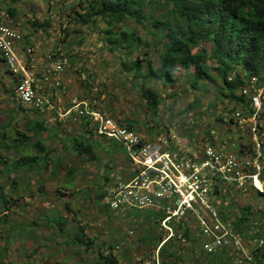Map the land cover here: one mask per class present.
I'll use <instances>...</instances> for the list:
<instances>
[{
  "label": "rangeland",
  "instance_id": "374dc122",
  "mask_svg": "<svg viewBox=\"0 0 264 264\" xmlns=\"http://www.w3.org/2000/svg\"><path fill=\"white\" fill-rule=\"evenodd\" d=\"M3 3L4 7L9 5L14 9L10 17L13 19L14 23L20 27V31L25 33V35L37 36L39 39H43L41 46H44L47 50H50L52 47L46 44L45 40L51 36L56 37V32H60V36H63L62 40L68 42L66 47L71 50L70 52H72V50L75 51V48L79 51L80 48L83 47H97L99 46L98 44H102V48L97 50L105 59L100 61L99 64L105 63L104 66H102V71L105 70V77L109 78L105 84L109 91L108 101L104 100L103 102L107 108L113 106V111H109L113 117L122 122H129L131 119L130 123L134 127H137L139 124L147 127L154 123V125L156 124L155 127L160 129L161 125H163L161 121H166L168 119L171 123L172 121L186 119L188 122L184 121L183 124L187 125L190 124L191 120L197 115L201 116V113H205L208 115L206 118L212 121H210V127L214 128L217 133L220 131L216 125V117L218 116L216 113L219 112L216 111V106L219 102L215 106V87L208 84L206 89H192L188 82L189 72L187 73L182 68L174 71L173 82H169L165 79L156 82L151 80L147 81V86L160 92L161 96L156 113L153 114L149 112L146 103L140 97V78H134V67L129 61L131 57L139 56L145 59L148 58L155 63L160 45H157V48H155L154 45L150 43L144 48L141 47V45H137V41H134L131 44L135 48L132 54L128 56L125 53V49L120 48V44H124L125 42L117 44L107 40V35L103 31L105 26L102 21L98 20L95 23L78 24L72 19L71 14L73 15L75 13L77 16L78 12L82 11V5H79L78 0H4ZM143 22L145 23L147 21ZM127 23L133 24V21H127ZM136 26V33L142 39H147L152 42L153 36L149 34L150 28L148 26L143 27L141 23H137ZM109 45L115 50H109ZM64 50L67 51L65 48ZM144 50L147 51L145 55L142 54ZM196 50H201V47H198ZM95 80L96 79L93 78V81ZM103 82L104 81H102V85L105 86ZM96 83L99 87V82ZM11 88V85L4 82L0 76V134H12L13 137L14 134L28 132L26 128L28 121L25 119L26 116L30 114V109L17 106L13 103L14 100L13 95L11 96ZM193 100L199 103L196 106L195 104L192 105ZM220 100L222 101V98H220ZM188 112L192 114L191 119L187 116ZM51 121V124H54L55 120L52 119ZM58 122L64 124L61 121ZM178 122L179 121H177V124L172 129V132L174 134H183V132H181L183 128ZM63 129L66 130V127H59L62 133ZM72 129L74 128L70 127L71 131ZM48 130L49 128L45 129L41 134H51ZM227 133H229V131ZM232 137V140H235L237 135L234 134ZM4 141L6 140L1 135L0 145H2ZM236 147L237 143L234 144V150ZM93 151L96 154V158H91L87 154L76 153L75 150L70 153H63L62 155L47 153L50 158L48 163L50 164L49 168L53 170V177L51 176L49 183L44 182L43 184V194L39 199L43 200L47 207H44L42 210L53 211L52 216L56 213V209H58L59 205L62 206L63 210L65 209L64 211L68 214L70 211L74 213L76 211L78 214L83 210L84 216L81 221L80 218L77 221L79 224L76 222L78 224L77 226L80 229L83 228L87 233L84 234L81 242H92L91 245L87 247L86 243H79L76 241V233L71 236L67 231L68 233L65 234L61 231L63 226L59 228L60 226L55 224L57 228L55 237L59 239V245L64 241L69 243L68 240L70 236L75 240L70 245L67 243V252L65 256L60 254L59 259H63L66 264H74L76 262V257L81 254V260L77 264H91L99 253L108 250L109 245L112 246L111 250L119 257L120 264H132L137 261L138 257L141 259L147 258L151 250L156 247L155 245L159 241V238L164 237L166 233L159 225V218L156 212L146 208L111 210L104 202L108 192L114 187L115 181L119 178H126L127 176L126 173L128 171L125 169L126 165L122 159L125 157V148L114 140H105L103 146H95L93 147ZM33 155L34 154L30 153L27 148H24L18 158H14L13 161L16 164V159H27L28 157H33ZM35 156H38L36 162H25L23 164L19 162L22 165H17V168L20 169L19 178L26 176L21 179L20 182L24 189H27V175L30 174V172L35 174L38 172L41 165L46 164L45 157H40L39 154ZM1 159L4 158H0V160ZM62 161L68 164V168L69 166H71V168L62 170L60 168ZM0 162L2 163V161ZM10 162H12V160ZM7 165L8 168L15 167L12 164ZM28 166L34 167L33 170H30ZM36 168L37 171L34 170ZM23 172L24 174H22ZM45 172L49 173V170L40 172V175L42 173L44 174L42 178L44 180ZM71 174H74L76 183L72 189L69 188L70 191L68 195H70V198L66 201L65 196L67 193L65 191H68V189L63 188L62 180L65 175H67V180L63 182V185L65 187L73 186ZM105 175L107 178H105ZM0 179H2L0 183H3V188H5L6 182L3 181L4 178ZM55 181L56 183H54ZM53 185H60V188L55 190V194L50 192L52 191ZM78 188L79 190L76 192ZM13 189L12 187H8L4 196H0V208L6 207L8 210L7 213L0 215V241L5 242L4 246H6V251H4V246L0 244V262L3 261V259L17 261V259L21 258L24 254L23 257L27 258V261L32 263L35 259L32 254L27 251H30L31 246H33V240L31 241L28 238L24 240V237L31 235L33 231L39 232L40 228L35 229V226L30 223L32 221V219L28 217L30 215L27 216L28 219L24 216L20 217L19 215L21 214V208L27 210V212L34 211L35 209L41 210L38 203L40 200H37V198L34 200L30 199L31 203L28 202V204H23V199L21 200L17 191ZM101 192H104V196L100 199L98 194ZM229 192H232V194H229ZM227 197H230L231 201H227ZM218 199L224 203L223 205H227L226 207H228V211L222 209V213L230 214L231 212L232 218L240 214L239 208L250 206L249 208L250 212H252V216H249V218L254 217L255 224L254 227L248 224V227H250L248 233H253L254 237H247L245 235L246 231L242 230L243 232L237 233L240 243L238 248L230 246L222 247L217 249L215 253L209 255L204 251H196L195 248L191 250L189 245H196V248H199L197 244L199 236L195 233L182 235V230L174 227V225L177 224L175 223L176 221L172 222L171 220L173 235H171L163 245V251L161 252L158 250V256L159 259L162 258V264H251L249 256L251 250L256 246L257 237L255 235L264 236V194L255 193L254 189L249 187L243 191L236 190V192H233V190H229ZM224 201H226V203ZM261 211H263V216L260 214ZM76 213L74 216H76ZM218 213L221 212L219 211ZM39 218L41 222L39 220V224L36 227H41L42 222L48 225L46 221L49 219L51 220V218L45 220H43L44 218ZM193 222L194 219L190 216L181 218V220L178 221L179 227H192L194 226V224H192ZM231 224L227 225L232 228V231L236 230V227L233 228ZM240 224L241 223H239V225ZM71 225L72 227L75 226L73 223H71ZM60 238L64 239V241ZM34 243L36 242L34 241ZM59 247H63V245ZM8 250H10V252H7ZM199 253H201L200 256L198 255Z\"/></svg>",
  "mask_w": 264,
  "mask_h": 264
},
{
  "label": "built area",
  "instance_id": "2783aa9c",
  "mask_svg": "<svg viewBox=\"0 0 264 264\" xmlns=\"http://www.w3.org/2000/svg\"><path fill=\"white\" fill-rule=\"evenodd\" d=\"M3 2L0 0V58L14 82V102L40 112L51 111L54 109L51 98L56 94L49 87L57 88L59 95L67 98V104L61 107L56 120H70L80 134L92 133L125 148L127 176L115 181L104 200L107 207L151 208L159 213V225L166 231L165 236L147 258L138 257L132 264H160L158 250L173 235L171 223L186 216L194 219L204 252L215 253L227 246L238 248L237 235L218 216V198L229 190L264 188V76L242 73L237 94L243 101L236 104L224 99V103L216 106L218 134L235 131L244 134L243 138L214 144L207 137L197 136L190 147L180 148L181 139L172 131L151 139L106 112L97 83L87 80L82 71L79 78L81 75L89 83L88 96L68 92L61 77L69 63L62 43L57 42L54 49L48 50L46 58L50 64L39 79L31 60L17 50L23 34L11 25ZM55 35L63 37L60 32ZM25 51L30 53L32 48L26 47ZM187 116L191 119L192 114L188 112ZM215 132L214 128L209 129V134Z\"/></svg>",
  "mask_w": 264,
  "mask_h": 264
},
{
  "label": "trees",
  "instance_id": "16d2710c",
  "mask_svg": "<svg viewBox=\"0 0 264 264\" xmlns=\"http://www.w3.org/2000/svg\"><path fill=\"white\" fill-rule=\"evenodd\" d=\"M78 3L82 5V11L78 12L77 16L75 13L71 14L72 19L78 24L102 21L107 40L117 44L125 42L120 44V48L125 49L128 56L135 48L131 44L134 41L144 48L150 43L155 48L160 45L155 63L139 56L131 57L129 61L134 67V78H140V97L146 103L149 112L153 114L157 111L161 96L160 92L147 86V81L156 82L165 79L173 82V73L179 68L189 72L188 82L192 89H206L208 84L215 87L216 101H213L215 106L224 99L236 104L243 101V98L237 94L242 82V73L264 76V0H78ZM6 11L10 15L13 14L14 9L7 5ZM127 21H133V24ZM137 23L150 28L152 42L142 39L136 33ZM108 47L109 50H115L110 45ZM198 47H201V50H196ZM142 54H147V51L144 50ZM228 76H231L230 79ZM198 103L192 101V105L196 106ZM126 125L130 126L128 122ZM26 128L28 132L23 133V138L30 137L26 134H41L46 126L43 121L34 120L28 122ZM81 135L73 138V149L76 153L96 158L93 147H101L102 144L97 145ZM22 140L24 142V139ZM47 156V152L42 155L46 158V163L50 159H47ZM37 159L38 156L35 155L27 159H16V164L13 165L36 162ZM1 189L0 185V196H2ZM254 191L264 194V188L262 191L257 189ZM225 194L220 195L219 198ZM98 196L101 199L104 192L99 193ZM220 203L218 210L221 212L218 213L220 220L227 224L232 222L233 228L236 227V230H233L236 235L244 230L247 237H254L253 233H248L250 230L248 224L253 227L255 224V218H249L252 216L250 206L239 208L240 214L232 218L230 214L222 213ZM260 214L263 216V211ZM60 222L62 221L56 220L57 224ZM174 227L182 230V235L187 234V228L179 227L178 222ZM255 236L256 246L251 250L249 260L251 264H264V236L258 234ZM83 237L84 234L79 233L75 239L79 243H86L89 247L92 242H81ZM169 238L160 245L161 252ZM162 239L163 237L159 238L156 245ZM111 248L112 246L109 245L108 250L99 253L91 264H120L119 257Z\"/></svg>",
  "mask_w": 264,
  "mask_h": 264
},
{
  "label": "crops",
  "instance_id": "0c3cea01",
  "mask_svg": "<svg viewBox=\"0 0 264 264\" xmlns=\"http://www.w3.org/2000/svg\"><path fill=\"white\" fill-rule=\"evenodd\" d=\"M6 9V7H5ZM10 16V15H9ZM10 23L13 27L17 28L20 30V27L16 25V23H14L13 19L10 17ZM23 34V42L22 44L18 45L17 50L19 52V54L29 60H31V63L34 65L36 73L38 78H42V72L47 68V66H49L50 62L47 60L46 58V54L48 52L47 49H45L44 46H41V43L43 42V39H39L37 36L33 37L31 35H25V33ZM63 37L61 38H57V37H49L47 38L45 41L46 44H49L52 48L54 49V44L58 43H62L61 47L63 49V51L68 55V60L69 63L68 65L65 66V71L62 74V81L67 85L66 88L68 90V92H70L71 94H87V90H88V86L89 83L87 82L88 79H90L93 83L99 82V90H98V95L100 96L102 105H103V109H105L106 105L103 102L104 100L108 101V96H109V91L107 88L106 82L109 78H106L105 76V70H103L102 66H104L105 63L99 64L100 61H102L104 58V56L102 57V55L100 54V52L97 49H101L102 48V44H98L99 46L97 47H83L80 48L79 51H77L75 48V51L72 50V52H70L71 50L68 49L67 44L68 42L63 41L62 40ZM53 41V42H50ZM26 47H31L32 51L30 53H27L25 51ZM64 48L69 51H65ZM50 49V50H51ZM74 51V52H73ZM79 71H82L85 74V77L87 78V80H80L79 78ZM104 73V74H103ZM0 76L2 77V79L4 80V82H6L8 85H11V96L13 95V79L11 77V75L8 73V71L6 70V66L3 62V60L0 58ZM93 78H95L96 80L93 81ZM102 81H104V85H102ZM42 84V82H41ZM44 85V84H43ZM44 87V86H42ZM49 90H51L54 94H56V96H53L51 98L52 103L54 105V109L51 111H34L31 108L30 109V114H28L26 116V121L28 122H33L34 120H40L44 122V125L46 126V129L49 128L48 131L51 132V134H26L27 136H30L29 138H23V134H14L12 137V134H0V137L2 135V137H4V139L6 141L2 142V145H0V158H4L1 159L0 161H2V163L0 162V178H4L3 181L6 182V187L3 188V183H0V185L2 186L1 192H2V196H4V193H6V189L8 187H12L14 188L13 190L17 191L18 195L21 197V200L23 199V204H28V202L31 203L30 199H35L37 198V200L39 198H41L42 196V187L44 182L45 183H49V180L51 178V176L53 177V170L49 168L50 164L46 163L44 165H41V167H39L38 172H36L35 174H32V172H30V174L27 175V189L22 188L21 186V179L25 178L26 176H22L19 178L20 175V169L17 168V165H15L14 168L9 167L8 165H13L14 163V158H18V156L22 153V150L24 148H27L29 150L30 153H33L34 155L39 154V156H42L45 152H47L48 154L53 153L54 155H62L63 153H70L73 150V146H72V141L73 138L75 136H79L81 135L79 133L78 127L74 126L72 124V122L70 120H59L64 124H61L58 122V120H56V116L57 113L59 112V110L61 109V107L64 105H66L67 103V98L65 99V96L63 95H59V91L57 88L54 87H49ZM47 91V89L45 90ZM14 100V99H13ZM14 104H16L15 102H13ZM224 103V100L223 102ZM221 103H218V107ZM17 106H19L18 104H16ZM24 108V107H23ZM107 112H109L110 110L113 111V106L112 107H106L105 109ZM111 114V112H110ZM208 115H206L205 113H201L200 115H197L195 118H193V120H191L190 124H183L184 121L188 122V120L186 119H182V120H177L179 121L178 124H181V127L183 128L181 132H183V134H178L179 138L181 139V143L179 144L180 148L184 147V148H188L191 146V142H193V140L197 137V136H201V137H207L212 143L214 144H218V143H223V142H228V140L231 141H236L232 140V136L234 134H236L235 131L231 132V134H218L217 132H215V134H209V129H211L212 127H210V123L212 122L210 119L206 118ZM58 117V116H57ZM54 118L55 122L54 124H51V120ZM117 119V118H116ZM177 119V118H176ZM119 120V119H118ZM173 120V119H171ZM170 120V121H171ZM175 120V119H174ZM120 122H122L121 120H119ZM131 121V119H130ZM130 121L128 122L130 124V126L138 131H140L142 134L148 136L151 139H156L158 138L160 135L164 134L165 132L170 133V131H172V129L174 128V126L177 124V121H172L171 123L169 122V120L167 119L166 121H161V127L156 128L154 123L151 124V126H147L145 127L144 125L139 124L137 127H134ZM211 121V122H210ZM124 124H126L127 122H122ZM217 125V124H216ZM53 126V127H52ZM59 127H66V130H62L63 133L61 132V130H59ZM70 127L74 128L72 129V131L70 130ZM217 127L219 128V125H217ZM187 128V129H186ZM71 131V132H70ZM199 133V134H198ZM233 133V134H232ZM92 133H86L85 135H81L83 137L86 138V140L90 141V142H94L97 145L98 144H102V146L105 144V140L102 137L99 136H94ZM237 138L238 137H242L244 134H236ZM16 138V139H15ZM24 139V142L23 140ZM39 142V143H38ZM49 158V155L47 156V159ZM125 165L127 166V158L124 157L122 158ZM12 160V162H10ZM50 161V159H49ZM48 161V162H49ZM60 166V165H59ZM125 166V167H126ZM30 167V170H33L34 167L32 166H28ZM45 168V169H44ZM62 170H65L66 168H68V164H66L64 161L61 162V167ZM69 168H71V166H69ZM68 168V169H69ZM66 169V170H68ZM126 169V168H125ZM35 171H37V168L34 169ZM44 170H49L48 172H45V180L42 179L43 178V173L40 175L41 171ZM24 174V172L22 173ZM86 174V173H85ZM71 182H73V186H67L65 187L63 185V182L66 179L67 175H65V177L62 180V186L65 189H68V191H65L68 195V192L70 191L69 188H73L74 184L76 183L74 180V174H71ZM83 177V176H82ZM83 179V178H82ZM2 179H0L1 182ZM54 180V178H53ZM69 180V179H68ZM56 183V181L54 182ZM86 186V184H85ZM84 186V187H85ZM83 187V185H82ZM60 185H53L52 186V191H50L52 194H55V190L59 189ZM46 189V188H45ZM79 190L76 189V192ZM249 190V189H248ZM73 191V190H72ZM233 192H236L235 190H233ZM39 193V194H38ZM74 193V192H73ZM232 194V192H229V194ZM254 193V192H253ZM65 196L66 201L69 200L68 198H70V195ZM83 196V195H82ZM231 196V195H230ZM227 201L230 200V197L226 198ZM233 199V197H232ZM40 200V199H39ZM71 200V199H70ZM219 203H220V199H218ZM71 202V201H70ZM226 203V201H224ZM39 203V207L41 208V210H37L35 209L34 211H29L27 212V210H24L23 208H21V214L19 215L20 217H26L28 219H32V221L30 222L31 224H33V226H35V229L40 228L39 232L37 231H33V233L31 235H28L27 237H24L25 239H30L32 241V245L30 248V251H27L28 253L32 254L33 258L35 259V261H33L32 263L27 261V258L21 256V258H18L17 261H13L11 259H3V261L0 262V264H66L65 261L63 259H59L60 254L62 256H65L66 252H67V243L65 242L64 239L60 238L61 240H63L64 242H61V244L59 245V239H56L55 234H57V228L55 227L56 220L60 219L59 221H62L60 223H58L59 225L61 224L62 226H60L59 228H63L61 229L62 232H64L65 234H67L69 232V235H78L79 233H83V234H87L86 231L83 228H79L77 225L79 224L77 221L80 218V221L82 219L83 215V210L81 212H79L78 214L76 213V216L74 212L70 211L69 214L66 213L63 210V207L59 205L58 209H56V213L54 214V216H52L53 211L51 210H42L44 207H47L45 205V202L43 200L38 201ZM224 203L221 202L220 203V210L222 209H228V207H226L227 205H223ZM28 207V206H27ZM5 209V210H2ZM151 209V208H148ZM72 210V209H71ZM153 210V209H152ZM155 211V210H154ZM228 211V210H227ZM8 210L5 207H1L0 208V215L3 213H7ZM156 214H159L157 211H155ZM30 215V216H28ZM221 215V214H220ZM231 215V212H230ZM28 216V217H27ZM159 216V215H158ZM41 217L43 220L45 219H49L51 218V220H47L46 222L48 223V225L44 224V222H42V226L41 227H36L39 224V220L41 222V219L39 218ZM78 224H77V223ZM71 223H73L75 226L72 227ZM57 224V225H58ZM192 224H194V226L192 227H188V226H182V227H186L187 234H198V228L196 226V224L193 222ZM68 231V232H67ZM182 233V232H181ZM69 237V245L74 242L75 240L72 237ZM33 238V239H32ZM198 238V237H197ZM34 241L36 243H34ZM198 241V245H199V239H197ZM1 246H4L5 242L0 241ZM35 244V246H34ZM63 245V247H59ZM156 246V245H155ZM191 250H194V248L196 249V251L200 250L203 252V250L197 247L196 245H189ZM6 251V246H4ZM7 252H10V250H8ZM37 254V255H36ZM81 255V254H80ZM77 256L76 257V262L74 264H77L80 260L81 257ZM85 256H88L87 254H84ZM199 256L201 255V253L198 254ZM23 257V258H22ZM38 260V261H37Z\"/></svg>",
  "mask_w": 264,
  "mask_h": 264
},
{
  "label": "bare ground",
  "instance_id": "6f19581e",
  "mask_svg": "<svg viewBox=\"0 0 264 264\" xmlns=\"http://www.w3.org/2000/svg\"><path fill=\"white\" fill-rule=\"evenodd\" d=\"M255 183H256L257 186H260L259 182L256 181Z\"/></svg>",
  "mask_w": 264,
  "mask_h": 264
}]
</instances>
